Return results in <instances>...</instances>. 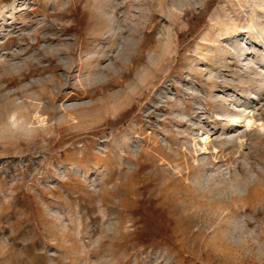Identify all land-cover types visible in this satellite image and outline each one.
Listing matches in <instances>:
<instances>
[{"label":"rangeland","instance_id":"obj_1","mask_svg":"<svg viewBox=\"0 0 264 264\" xmlns=\"http://www.w3.org/2000/svg\"><path fill=\"white\" fill-rule=\"evenodd\" d=\"M0 264H264V0H0Z\"/></svg>","mask_w":264,"mask_h":264},{"label":"bare ground","instance_id":"obj_2","mask_svg":"<svg viewBox=\"0 0 264 264\" xmlns=\"http://www.w3.org/2000/svg\"><path fill=\"white\" fill-rule=\"evenodd\" d=\"M236 118V117H235ZM239 119H236L235 120V122L236 121H238ZM44 121V120H43ZM255 121L253 120V118H248V119H245V122L244 123H246V125H248V126H252V125H254L255 123H254Z\"/></svg>","mask_w":264,"mask_h":264}]
</instances>
